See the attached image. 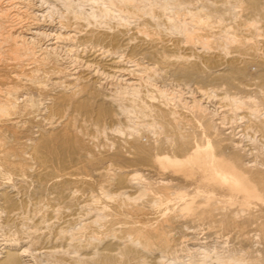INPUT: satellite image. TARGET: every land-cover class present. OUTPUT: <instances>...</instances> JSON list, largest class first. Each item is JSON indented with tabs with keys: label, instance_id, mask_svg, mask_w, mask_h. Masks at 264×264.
Segmentation results:
<instances>
[{
	"label": "bare ground",
	"instance_id": "bare-ground-1",
	"mask_svg": "<svg viewBox=\"0 0 264 264\" xmlns=\"http://www.w3.org/2000/svg\"><path fill=\"white\" fill-rule=\"evenodd\" d=\"M26 2V0H0V160H3L5 167H12L13 174L22 176L28 174L30 169L36 165L37 178L43 181L42 187L49 186L53 179V171L64 168L72 156L80 154V149L75 141L76 136L80 139L79 144L83 146L84 136L77 132L73 125L75 122H72L71 118L62 121L61 117H64L69 107H73L74 111L89 112L93 106L89 103L91 102L89 96L92 89L91 85L100 82L103 75L118 76L124 84L123 89H131L130 94H134L135 97L140 96L139 102L135 105L136 112L139 114H137L138 117L145 119L148 115L149 117L153 115L156 119L164 121L167 125L166 130L168 133L171 132L157 140L150 139L148 144L144 143L137 134L125 141V144L119 145L120 151H123V147L126 148L129 154L126 156L132 158L137 166H145L143 168L147 167L146 170H148L142 186L148 197L138 209L130 210L131 203L129 200H131L132 195L129 192L136 187V179L140 177L143 179L142 174L139 173L138 169L113 168L110 166L111 164H102L103 166L95 168L96 173L104 177V183L108 182L110 186L120 190V198L113 201L117 204H111L109 200L100 198L96 193H88L82 203L85 208L90 206L88 208L90 211L89 216L84 219L82 229L68 236L67 228L57 227L54 235L57 244L61 239L62 243L64 242L74 249L73 252L82 251V256H76L74 259L77 264H118L123 262L119 253L124 255L131 253L129 243L127 244V239L130 237L127 230L136 233L141 231L140 226L130 229L131 215L135 214L150 219L152 217L154 220L159 214L173 208L182 209L193 219L207 221L209 226L217 229V231L228 230V234L235 231L237 235L232 233V237L237 242L241 238L242 245L251 243L252 239L246 233L248 231L245 232L242 227L247 226V223L234 222L233 217L227 213V208L248 204L250 196H259L260 191L264 188V168L250 164L241 143L236 141L234 135L222 136L216 131L214 123L199 100H195V103L189 105V108L191 115L200 122L203 131L197 140L191 142V136H186L179 131L178 115L182 113L176 110L168 112L166 107L163 108L164 103L150 104V100L156 99L155 90L154 92L150 89L143 90L144 86H153L156 89L153 75L157 73L158 69H161L157 65V61L161 59L165 51L177 48L179 45L176 40L168 39L167 30L169 28H163V23H172L170 29H180L188 37L192 36V39H206L207 34L201 35V32L210 29L211 25L214 27L209 21L213 14L203 12L204 8L202 7L189 6L187 13L190 21L187 22L188 20L186 21L183 17H178L177 12L174 14L175 17H172L171 14V16H165L164 19L154 14L153 10L156 9V6L162 7L157 0H93L92 2H96V5L99 4V8H101L99 13L101 15L98 14L97 16L108 18L106 21L99 20L98 22L95 19L97 14L95 11L89 13L87 17L74 13L69 17L67 15L60 17L59 27L48 29L50 30L48 32L39 22L41 15L37 11L38 7L35 5L29 7ZM188 3V5L193 4L190 1ZM244 5L246 10L253 11V13L254 7L264 12V6H255L253 0H246ZM162 9L168 10L167 6L162 7ZM141 12L151 14V18L144 17ZM164 13L163 11L161 16ZM129 18H133V20ZM249 18L251 21L240 22L241 26L244 27H242L241 33L243 36H238L235 33L239 30H234L235 32L231 34L230 29L232 28L228 25L223 26L221 32L227 34V38H231L232 41L237 40L240 42L239 44H246L250 39L247 35L254 33L257 35L255 31H260L257 27L258 24H256L258 22L253 21L251 17ZM187 23L191 24L189 28L187 27L189 24L186 26ZM44 37L49 38L47 43H42L41 40ZM79 46H83L81 53H79ZM61 48L65 51L66 56H71L68 58L62 56L63 54L61 55L59 52ZM249 48L251 47L249 46ZM170 55L168 56H173ZM262 58L264 59L263 56ZM151 59L156 61L150 62ZM164 59L166 60V58ZM245 59L247 60V58ZM232 68V73H236L235 76L242 73V68L239 66L234 65ZM240 85H244L247 89H254L253 86L249 87L244 83ZM35 93L40 94L48 102L40 107L41 101L39 105L35 102L36 99L40 100V98H36ZM105 96H103L105 99L110 97ZM20 97H23L24 100L20 101ZM218 99H222L219 101H222L223 104L224 100L234 101L230 108L241 112L238 115H241L240 118L245 120V128L255 127L256 130L257 126H264L262 119L254 118L258 108L251 96L235 97L227 93L223 96L218 95ZM127 100L130 101L131 99L128 97ZM182 104L185 103L182 102ZM96 107H98L100 117L119 118L118 114L113 112L110 102L104 100L98 103ZM149 121L144 120L141 125L146 127L156 125V120ZM35 124L41 125L37 130L38 135L35 136L30 147L23 146L25 145L23 140L27 138L28 132H30V126ZM139 125L136 122V126ZM227 133L230 132H224V134ZM13 157H19L28 166L14 163ZM89 159L86 155L85 161L87 162ZM79 168H85V165L83 164ZM73 178L76 180L75 177ZM77 180L80 185L88 186L91 183L83 176ZM257 188L259 189L257 190ZM101 190L103 195L109 197L108 199L113 197L103 183ZM1 204L9 219H14L18 215L15 202L11 201V196L8 194L2 193ZM49 209H51V216L48 219L39 218L35 228H33L34 230L32 229L33 233L31 230L28 232L31 233L28 236L29 244H37L33 238L38 235L39 227L44 223L46 224L55 215L53 214L54 210ZM222 214L227 215V217L220 219ZM64 220V222L71 223L75 217H65ZM100 220L103 222L98 225ZM120 224L127 230L122 231ZM117 233H122L117 235L118 241L107 243L102 250L97 252L99 257L94 260L92 252L89 251L93 238L99 235H116ZM262 234L264 239V232ZM136 241V239H132L128 242L134 243ZM9 242V247H6L4 252L0 251V264H23V256H27L29 247L22 248L14 241ZM155 242L157 241L147 240L143 245H145L144 247L147 246V249L148 246L149 249H152L150 246H154ZM60 245L62 244H58V246ZM54 252L66 255L63 250L56 249ZM159 259L160 257L157 258V260ZM158 262L155 261L157 264ZM251 264H264V260L260 261L254 258L251 260Z\"/></svg>",
	"mask_w": 264,
	"mask_h": 264
},
{
	"label": "rangeland",
	"instance_id": "rangeland-1",
	"mask_svg": "<svg viewBox=\"0 0 264 264\" xmlns=\"http://www.w3.org/2000/svg\"><path fill=\"white\" fill-rule=\"evenodd\" d=\"M26 1V5L29 7L34 5L38 7L37 11L41 15L39 16V22L48 32H50L48 29L59 27L60 17H66V15L69 17L74 15V13L87 17L89 13L95 11V13L97 12L95 19H97L98 22L99 20L106 21V19H108L102 18L103 16H97L101 8H99V4L96 5V2H92L93 0ZM189 1L193 2V4L188 5ZM253 1L255 6H264V0ZM157 2L162 7L167 6L168 9L163 10L162 7L156 6V9L153 10V13L162 17V19H164L165 16H171V14L172 17H175L174 14L177 12L178 17H183V19L189 22L190 19L187 13L188 7H202L204 8L203 12L213 14L209 21L214 27L211 25V28L207 31L201 30V35L207 34L210 38L206 37L207 40H195V38L192 39V36L188 37L186 33H182L180 29H170L172 23H163V28H169L167 30L168 39L176 40L179 45L177 48L165 51V54L163 53L161 59L157 61V65L161 69H158L157 75H153V82L155 83L156 89H154L153 86L143 87V90L150 89L153 92L155 90V100L158 101L150 100L149 103L154 105L164 103L163 108L166 107L165 109L168 112L176 110L182 113L178 115L180 124L179 131L186 136H191V142H194V140L200 137L203 129L196 117L191 115L189 107L195 103V100H199L204 106L205 112L214 123L216 131L222 136L234 135L236 141L241 143L250 164L255 165V167L264 168V126H257L256 130L255 127L245 128V120L240 118L241 115H238L241 114V112L234 111L230 108L233 106L231 103H234V101L224 100L223 104L222 101H219L222 99H218V95L223 96L227 93L235 97L245 95L251 96L258 108L254 118L256 117L257 120L262 119L264 121V59L262 58V56L264 57V12L257 10L255 7L254 13L253 11L246 10L244 5L246 0H157ZM163 11L165 13L161 16ZM141 14L144 15V17L151 18V14L149 13L144 14L141 12ZM249 17H251L253 21L258 22L256 24H258L257 27L260 31L255 32L257 35L260 34V36L257 37V35H254L255 33L247 35L250 39L246 44H239L240 42L237 40L232 41L231 38H227V34L221 32L222 28H224L223 26L228 25L232 28L230 29L231 34L239 30V32L235 33L238 36H243L241 33L244 27L241 26L242 24H240V22H244L245 20L251 21ZM131 19L133 20V18ZM214 22L217 23L215 24ZM186 26L189 28L191 24L187 23ZM203 32L204 34H202ZM48 39V37H44L41 41L42 43H47ZM217 40L220 42H217ZM186 42L191 43L185 44ZM195 45L199 46L195 47ZM249 46L252 49L249 48ZM79 48L80 52H78L81 53L83 46H79ZM61 49L59 52L61 55L63 54L62 56H65V58L71 56H66L65 51ZM169 54L176 58L171 55V57H169ZM188 54L189 56L187 57ZM164 58H166V60ZM245 58H247V60ZM178 59L180 60L178 61ZM154 60L155 59H151L149 61L154 62ZM234 65L242 68L241 74L235 76L236 73H232V66ZM242 82L249 87L253 86L254 89L245 88L244 85H240L243 84ZM91 86L92 89L89 94L91 101L89 103L93 105L91 106V110L89 112L74 111L73 107H69L64 117H61L62 121H67L71 118V121L75 122L73 125L77 129V132L84 136L83 146L79 144L80 139L77 136L75 138L76 144L80 149V154L72 156L69 163H67L64 168L58 171L55 169V171H53V179L49 186L42 187L43 181L37 178L38 172H36V165L30 169L28 174L19 176L13 174L12 167H5L3 165V160H0V251L2 250L4 252L7 249L6 247H9V241L18 243V246L22 248L28 246L29 252L27 256H23V264H77L74 259H76V256H82V251L73 252L74 249L64 242L62 243L60 241L61 239H59L58 244L62 245L58 246L54 238L57 227L63 226L67 228L68 236L82 229L84 219L89 216L90 211L88 209L90 206H86L85 208L82 201L90 192L98 194L100 198L107 199L111 204L115 205L117 203L113 201L120 198V190L110 186L108 182L104 183V177L96 173V167L111 164L110 166L113 168L123 167L125 169H138L139 173L142 174L143 179L142 177L136 179V187L133 191L129 192L132 195L131 200H129L131 203V211L138 209L148 197L144 192V188H142L144 178L147 177L148 173V170H146L147 167L143 168L145 166H137L132 158L126 156L129 155L126 148L123 147V151H120L119 145L125 144V141L130 140L137 134L144 143L148 144L150 139L157 140L161 136L169 135L171 132L168 133L166 130L167 125L164 121L156 119L153 115H150V117L148 115L145 119L138 117L139 114L136 112L137 109L135 105L139 102L140 96L135 97L134 94H130L132 91L131 89H123L124 84L120 81L118 76L111 77L103 75L100 78V82ZM160 91L163 93L161 94ZM34 95H37V97H34L40 98V100H35L38 105L41 101L40 104L42 105H39L40 107L48 102V100H45L40 94L35 93ZM105 95L110 97L105 99L103 98ZM128 97L131 99L130 101L127 100ZM20 98V101L24 100L23 97ZM41 99H44L43 102ZM104 100L110 102V105L113 107V112L117 113L119 118L116 117L113 119L111 117L109 118V116H99L98 107L96 106ZM182 102L185 104H182ZM228 103L229 105H227ZM222 106H226L227 108H223ZM168 108H170V110H168ZM154 119L156 120V125L154 124L148 127L141 125V122H144V120H150L149 122H152L155 121ZM136 122L141 126H136ZM158 125L160 126L157 127ZM40 126L39 124L30 126V132H28L27 138L23 140L25 141V145L23 146H31V142L35 136L38 135L37 130ZM224 132L230 133L224 134ZM1 141L3 142V140ZM86 155L90 158L87 162L85 161ZM14 158L15 157L12 158L14 163H21L28 166V164L19 157ZM83 164L85 168H79ZM80 176L89 180L91 182L90 185H80V183L77 182V178H80ZM73 177H75L76 180ZM53 183L56 184L54 185ZM102 183L105 184L106 189L113 195L111 199L103 195L101 190ZM258 189L259 188H257V190ZM83 190L85 191L83 192ZM2 193L11 196V201L15 202L18 215L14 219H9L7 212L3 209L1 204ZM260 194H262V196H260ZM49 208L54 210L53 214L55 215L46 224L44 223L39 227L40 230L38 229V235L33 238L37 244H29L28 236L33 233L32 229L35 228L37 220L39 218L48 219L51 216V209ZM227 210V213L233 217L234 222L240 224L242 222L247 223V226L242 227L245 229V232L248 231L246 233L251 237V243L248 242L242 245L243 241L241 238H239V242H237L236 239L232 237V233L236 234L235 231L229 234L228 230L217 231V229L209 226L207 221L193 219L180 208L164 211L154 220H152V217L151 219L143 218L133 214L131 215L132 220H130L129 227L132 229L135 226H140L141 231L138 233L128 231L122 227V224L119 225L122 231L127 230V234L130 235L129 239H127L128 241H132V239H136L137 241L134 243L132 242L133 244L127 241V244L129 243V247L131 248V253L129 255L119 253L121 261L123 262L118 264H157L155 261H159L158 264H233V261L234 264H251V260L254 258L260 261L264 260V239L263 234L261 235V233L264 232V188L260 191L259 196H250L248 204L234 205L227 208ZM19 212L21 213L20 215ZM124 213L128 214L127 212ZM149 214L151 216V213ZM65 217H75V220L71 223L64 222ZM226 217L227 215L222 214L219 218L225 219ZM101 222L103 221L100 220L98 225L101 224ZM30 230L31 233L29 234L28 232H30ZM240 233L243 234L242 232ZM119 234L121 235L122 233H117L116 235H99L93 238L90 244L92 248L90 247L89 251L92 252L94 260L99 257L97 252L102 250L107 243L118 241L117 235ZM147 240H156V246H150L152 249H149L148 246L147 249V246L144 247L145 245H143ZM56 249L65 251L64 253L66 255L64 256L58 252H54ZM158 256L160 257L159 260H157V258H159Z\"/></svg>",
	"mask_w": 264,
	"mask_h": 264
}]
</instances>
